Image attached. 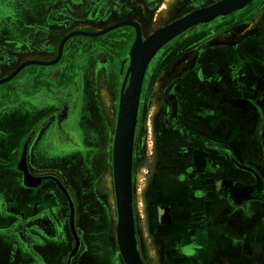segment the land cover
Wrapping results in <instances>:
<instances>
[{"label": "flooded vegetation", "instance_id": "flooded-vegetation-1", "mask_svg": "<svg viewBox=\"0 0 264 264\" xmlns=\"http://www.w3.org/2000/svg\"><path fill=\"white\" fill-rule=\"evenodd\" d=\"M218 1L176 0L174 4L169 0H0V82L3 80L0 83V153L11 157L14 152L11 145L19 134L21 144L18 151L15 150L18 154L15 166L8 161L4 162L6 169L17 174V181L21 185L24 216L19 218V224L23 227L29 225L27 229L34 232V242L39 243L43 237L41 230L45 231L47 226V221L42 220L51 218L53 214L56 216L62 233L58 236L60 231L57 227L60 243L55 249V264H102L103 252L98 246L95 247L99 232L89 229H93L96 223L95 210L92 208L102 204L100 181L107 165L106 153L109 154V151L112 162L113 142L110 148L108 128L102 111L106 106L99 100L105 101L106 92L110 97L113 96L110 99L113 104L117 108L119 106V78L121 74L125 75L130 61L127 57V66L121 68V52L127 50L126 46H131L137 32L140 36L145 35L148 24L152 17L156 19L157 8L163 2L164 6L160 10L166 8L167 2L174 6L167 27L192 9L203 8ZM257 1L260 0H253L241 10L181 33L158 52L161 56L159 63H166L164 72L170 69L168 74L171 77L169 82L164 83L167 86L162 88L161 109L157 107L158 114L154 128L151 129L152 140L154 135L156 141L154 147L152 142V152L154 159H157V167L149 185L146 204L150 210V231H154L160 245L155 246V250H162L159 259H162L163 264H217L216 256L220 253L225 256L233 253L244 262L241 264L253 258L264 264V170L238 162L234 152L223 141L228 137L223 128L229 121L230 107L240 111V107L246 109L249 104L259 111L255 91L262 83L259 76L264 73H256L255 69H248L247 72L245 69L246 81L249 83L247 91H253V95H249L239 82L231 78L230 68L224 66L226 53L223 49L212 51L209 62H205V55L211 51L209 40L221 34L235 36L242 33L248 24H252L251 20L264 10L262 1L259 2V11L253 8ZM250 18L249 23L247 20ZM124 22L133 25L121 24ZM107 28L111 29L91 35ZM253 30L255 34H264V18L257 22ZM201 45L203 50L198 49L193 68L179 69ZM156 57L157 54L152 58ZM148 68L145 69L141 83L139 108ZM129 80L128 73L126 88ZM9 100L14 102L4 103ZM151 104L152 99L140 108L141 112L139 109L137 117L145 116L147 109L151 111ZM13 109L17 112L16 116L8 118L13 114L9 113ZM262 121L260 117L257 124L260 125ZM9 124L13 130L5 129ZM184 134L193 141L197 139L201 149L207 150L213 157L215 153H222L232 159L243 177L239 180L228 176L224 182L237 181L241 186L227 190L225 185L228 183L223 182V188L219 185V190L210 197L211 191H190V202L196 205L198 214L186 218L181 215L179 206L176 217L171 215L177 219L173 238H167L166 235L160 237L159 226L164 224L159 222L157 211L162 206L175 209V203L170 201H176L174 198L162 201L159 190L162 185L160 172L166 154L165 145L167 142L175 144L174 140H178L179 144V138L182 139ZM254 135L262 147L259 162L264 167V136L259 128ZM212 137H218L222 142H213ZM35 142L36 149L33 150ZM51 154L62 155L67 160L57 162L54 155L49 156ZM32 156L35 159L34 167ZM100 162L104 164L103 171V167L99 169ZM56 165L61 171L53 170ZM24 171L32 177L29 184L33 185H25ZM68 175L73 176L75 183L70 182ZM37 179L41 180L38 182ZM80 184L84 187L78 197L74 185ZM91 187L94 194L86 192ZM85 192L93 196L91 205L94 207H85L86 202L82 199ZM198 201H201V205ZM29 202L32 203L30 207ZM85 209L89 215L93 213L92 218L88 217L93 227H86L87 220L84 223ZM199 210L207 211L204 214L199 213ZM133 218L135 222L134 207ZM112 250L111 264H119L120 256L116 257L115 249ZM167 252H174V256L166 255ZM33 255L35 264H43L37 253ZM139 256L142 260L141 252Z\"/></svg>", "mask_w": 264, "mask_h": 264}, {"label": "crops", "instance_id": "crops-1", "mask_svg": "<svg viewBox=\"0 0 264 264\" xmlns=\"http://www.w3.org/2000/svg\"><path fill=\"white\" fill-rule=\"evenodd\" d=\"M195 10L197 9L194 8L190 12ZM190 12L186 14H189ZM262 13L264 14V10ZM253 31L251 30V32H247L245 36L241 37L240 39H232L230 43L221 44L222 42L217 41L213 44H208V47L211 51L205 55V62L207 63L210 60L209 55L213 53L212 51L223 49L226 53L223 61L224 66H228L230 68L231 78L235 82H239V84L246 89V91L244 90L246 94L249 95H253V91H247L249 83L246 81L247 76L245 69H247V72L248 69H255L256 73L257 71H263L264 73V34H262V32H257L255 34ZM194 62L191 65H184L183 68L192 69ZM256 64L260 65L257 66ZM206 66L208 67L209 63ZM218 67L219 66L217 65V68ZM259 78H261L262 83L259 85V88H257V91H255V101L259 111L249 104H247L246 109H244V107H240V111H237L233 107H230L229 110L227 108L226 110L230 112V118L226 127L223 128V131L224 133H228V137L223 141L229 145L228 147H230V149L234 152V158L238 162L257 166L259 170L262 171L264 170V167L259 162L260 155H262V147H260V144L254 135V132L257 130V128H259V131L264 136V75L262 74L259 76ZM13 102L14 100H9L4 103L9 104ZM9 113L13 114L8 118L13 119V116H16L17 112L13 109ZM260 117H262L263 121L259 125L257 124V120ZM200 122L203 123V121ZM5 129L13 130V127L11 124H9ZM202 129L204 130V128ZM199 130L202 131L201 129ZM18 135L19 134H17L13 144L11 145L14 151L11 157L0 153V264H35L33 255L34 252L38 254L43 264H55V249L58 247V243H60V240L57 238L62 233L61 225L56 222L58 221L56 216L53 214L51 215V218H44L42 220V222L47 221V226L45 225V231L41 230L43 237L41 238L42 241L39 243L34 242V239L32 238L34 232L27 229L29 228V225L23 227L19 224V218H23L24 216L21 201L22 195L20 194L21 185L17 181V174L14 171L6 169L7 167L5 166L7 165L4 163L8 161V163L12 164L13 167L15 166L18 158L16 151H18L21 144V140H19ZM206 136L210 135L206 134ZM179 139V144H177L178 140H174L175 144L172 145L167 142L165 145L166 154L163 156V162L161 163L160 174L162 185L159 190L161 192V198L163 199L162 201H169L172 198H174L176 201H170L175 203V209L162 206L161 210L157 211V216H160L159 222L164 224L163 226H159L161 228L160 237L161 235H166L167 238H173V232L176 230L175 227L177 225V219H175L177 215L176 210L179 206L181 207V215L186 218H188L189 215L193 217L198 214L196 205L193 206L190 202V191H193L194 189H204L207 192L211 191V195L209 194L210 197L219 190V185H223L224 183L226 184L227 181L224 182L226 177L233 176L235 179L239 180L243 177L242 172L238 171L237 166L232 161V159H229L224 154L215 153V157H213L210 155V152L207 150H205V152L201 149V146L198 145L199 142L197 139L196 141H193L188 138L186 134L183 135L182 139ZM212 141L216 143L222 142V140L218 137H212ZM36 143L37 142L33 143V150L36 149ZM252 151L255 152V154ZM251 153H253V155ZM53 155L54 154H51L49 156ZM32 157L33 159L31 163L34 167L35 159L34 156ZM53 157L56 158L55 161L61 163L62 161L65 162L67 160L66 158H63L62 155H54ZM220 165L222 166L220 167ZM17 169L19 171V166ZM49 169L51 170V168ZM53 170L61 171L57 165L53 168ZM72 177L68 175L70 182L75 183L72 180ZM65 182L66 180L64 179V183ZM230 182H227V186L224 184L227 190L231 189L232 187L237 188V186L240 185V183L237 181ZM82 186L81 184L78 186L74 185V191L78 197H80L82 194ZM86 192L92 194L94 191L91 187ZM178 201L181 202L179 203L180 205L177 204ZM31 202L28 204L29 207L32 204ZM199 202L201 203V201H198V204L201 205ZM163 204L164 203L161 205ZM208 205L210 206V204ZM208 205L206 207L207 210ZM201 210H199V213L205 214L207 211L206 210L203 212ZM171 215H174L175 217H172ZM169 216H171V219ZM54 222L57 223L56 226L54 225ZM57 227L58 231H60L58 236ZM83 249H85V246H83ZM166 255L174 256V252H167ZM254 259H256L258 264H260L259 259L257 258L250 259L245 264H248Z\"/></svg>", "mask_w": 264, "mask_h": 264}, {"label": "rangeland", "instance_id": "rangeland-1", "mask_svg": "<svg viewBox=\"0 0 264 264\" xmlns=\"http://www.w3.org/2000/svg\"><path fill=\"white\" fill-rule=\"evenodd\" d=\"M169 1H172L175 4L176 0H169ZM260 1L264 2V0H260ZM260 1H257L256 3H254L253 8L256 7L257 11H259L258 6L261 3ZM164 2L162 6H164ZM250 3L247 4L246 6L250 5ZM162 6L159 8L162 9ZM159 8H157L158 11H156L155 13L156 19L155 17H152V21L148 24V27L145 30V35L140 36V41L142 43L148 38L147 35H151L153 32H157L165 28V26L168 24V21L170 19V15L173 11L174 6L171 10L167 8L160 10ZM162 11H164L165 14H164V19L162 23H160L158 21V13ZM263 18H264V14L261 11L257 14L255 19L251 20L250 18L249 20H247L249 23L251 20L252 24H248L249 26H246L245 30H243L242 33L236 34L235 36H230L228 34H221L209 40L210 41L209 44L211 43L213 44L214 42H217V41L221 42L220 40H222L224 43H230L232 39H236V40L240 39L241 37H244L247 32H251V30L253 31V29L257 27V22L262 21ZM221 32H224V31H221ZM221 32H217V33H221ZM136 38H137V34H136L135 40ZM135 40L133 41L131 46H129L130 48L126 46L127 50L124 49L123 50L124 52H121V60H120L121 68H124L127 66L128 59H130V51H131L132 45L134 44ZM173 45L175 46L176 44H173ZM202 46L203 45L197 47L188 56L187 60L184 62L185 65L193 64L195 58L197 57L199 53L198 49H201ZM160 49H158L156 53L154 54V55L157 54V57L155 59L152 58L147 65V68L148 66L149 68L147 69L145 87L142 93V101L140 105V108H141L143 105L148 104V101L152 99L153 100V104H151L152 110L150 111V109H147L146 115L140 116L138 118L137 116L139 115L140 108L137 105L135 127H134V134H133V143H132V149H131V183H132L131 199H132V204H133L134 212H135V222H133L134 238L137 244L136 245L137 251L138 253L141 252V257H142L144 264H163L162 259L161 260L159 259L160 257H162V256L159 257V252L162 253V250L159 251L158 248H156L155 250V246L160 247V245H159V240L155 237L154 231L153 230L150 231V228H149L150 210L146 204V201H147L146 196H147V193L150 187L149 185L152 181L153 176L156 173V167H157V159L156 160L154 159V153L152 152V149L156 141H155L154 135H153V140H152V136H151L152 130L151 129L154 128L156 115L158 114V108L159 110L161 109L160 102L163 99L162 88L167 86L164 83L165 81L169 82V78L171 77V75L168 74L171 72L170 69H167L164 72V67L166 63L165 64L159 63V61L161 60L160 53L158 54ZM123 56L125 57L124 60H122ZM129 64H130V61L128 62V67L126 69L125 75L121 74L119 78V81L121 84V90H120L121 96L119 100V106H120V102L122 101L123 94H125L126 89L129 86L127 85V88L125 86L127 78H128ZM182 67L183 66L181 65L179 69H181ZM167 74L168 76H165ZM108 97H109L108 99L104 98L105 99L104 102L101 99L99 101L100 103L102 102L103 105L106 106L105 108L102 109V111H103V116L105 118L106 126L108 128L109 142H110L109 147L111 148L112 142L114 144L113 138L115 137V135L113 137V134L116 131L120 109H119V106L117 108L113 104V101L110 100L113 96L110 97L108 95ZM115 97L116 96H114V98ZM140 112H141V109H140ZM152 142H153V147H152ZM103 144H105L104 140H103ZM103 147L105 146L103 145ZM103 155L105 156V152H103ZM112 155H113V146H112ZM105 160L107 162V165H105V172L100 181V192L102 193V196L100 197L102 200L101 202L103 204V207L101 204L100 206L96 205L98 206L96 208H92L94 207L91 205L92 198L86 192L82 196V199H84V201L86 202L85 207H89V208H92V210L93 209L95 210V213H94V220L96 221V223L94 224L95 227L93 229H89V231L94 230L93 232H99L98 242L96 243L95 247L98 246L103 252L101 263L111 264L112 251H113L112 248H114L116 251L115 252L116 257H117V252H118V256H120L118 247H117V241H116L117 210H116V200H114L115 190H114V177H113V158L111 162V151H109V154L106 153ZM109 163H111L110 165L111 168L109 167ZM101 168L103 171L104 170L103 162H100L99 169ZM110 197L113 200H111ZM142 207H144V209ZM83 213L84 215H86V219L84 221V223L86 224V220H87L86 227L88 228L93 227L88 222L89 221L88 217L92 218L93 213L92 215H89L86 209ZM144 221H146V223ZM146 224H147V231L150 233L146 231ZM120 257H119V262H120L119 264H123L124 262L122 258ZM216 263L217 264H238V263H244V262L240 259V257L234 255L233 253L229 254V256L228 255L225 256L224 254L220 253L219 255L216 256ZM254 263L258 264V261L254 259L250 261L248 264H254Z\"/></svg>", "mask_w": 264, "mask_h": 264}, {"label": "water", "instance_id": "water-1", "mask_svg": "<svg viewBox=\"0 0 264 264\" xmlns=\"http://www.w3.org/2000/svg\"><path fill=\"white\" fill-rule=\"evenodd\" d=\"M252 1L220 0L212 5L199 8L195 12L173 22L167 28L165 27L164 30L154 32L143 43L140 41V34L137 32V38L130 51L128 73L131 71V77L129 80V88L126 89L120 102V112L115 131L112 155L118 218L116 236L118 235V245L125 264H143L136 250L137 244L134 238V218L131 199V149L139 93L145 69L156 51L176 36L197 25L208 23L218 17L226 16L234 11L240 10ZM114 27L116 26L112 28ZM2 82L3 80L0 83ZM32 180V177L24 171L25 185H33L29 184ZM40 180L37 179L38 182ZM34 185L36 184L34 183Z\"/></svg>", "mask_w": 264, "mask_h": 264}, {"label": "bare ground", "instance_id": "bare-ground-1", "mask_svg": "<svg viewBox=\"0 0 264 264\" xmlns=\"http://www.w3.org/2000/svg\"><path fill=\"white\" fill-rule=\"evenodd\" d=\"M172 6H173V4L171 3V2H167L166 3V8L167 9H169V10H171L172 9ZM198 10V9H197ZM196 11V10H195ZM195 11H193V12H195ZM190 13H192V12H190ZM189 13V14H190ZM164 11H162V12H160V13H158V21L160 22V23H162V21H163V19H164ZM186 15H188V14H186ZM185 15V16H186ZM184 17V16H183ZM182 17V18H183ZM121 24H130V25H133V23H131V22H124V23H121ZM173 24V23H172ZM172 24H170V25H172ZM169 25V26H170ZM167 28V27H166ZM108 29V28H107ZM107 29H105V30H107ZM165 28H163V29H161V30H164ZM105 30H101V31H99V32H96V33H98V34H100V33H104V31ZM161 30H159V31H157V32H160ZM97 35V34H96ZM31 63V62H30ZM130 73V77H131V71L129 72ZM128 88H129V86H128ZM104 98L105 99H108L109 97H108V95L106 94V92H104ZM114 142H115V137H114ZM114 145V144H113ZM113 149H114V147H113ZM113 177H114V174H113ZM110 184V183H109ZM108 184V185H109ZM114 190H115V184H114ZM111 198V197H110ZM111 200H113L112 198H111ZM114 200H116V210H117V199H116V191H115V199ZM143 209H144V207H142ZM145 214V213H144ZM117 222H118V218H117ZM116 241H117V247H118V251H119V254H120V256H121V253H120V249H119V245H118V235L116 236ZM136 250H137V247H136ZM138 252V251H137ZM121 258H122V256H121ZM123 260V259H122ZM124 262V261H123ZM124 264H125V262H124ZM255 264V263H254Z\"/></svg>", "mask_w": 264, "mask_h": 264}]
</instances>
